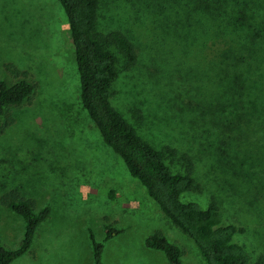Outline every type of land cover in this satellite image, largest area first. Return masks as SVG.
Segmentation results:
<instances>
[{"label": "rangeland", "instance_id": "374dc122", "mask_svg": "<svg viewBox=\"0 0 264 264\" xmlns=\"http://www.w3.org/2000/svg\"><path fill=\"white\" fill-rule=\"evenodd\" d=\"M214 1L210 13L192 0H103L97 27L125 33L139 54L132 69L119 68L114 107L154 148L175 150L165 155L173 172H184L181 155L190 158L198 189L185 198L217 201L238 230L235 241L254 258L264 252V0ZM187 12L208 34L190 46L179 39ZM237 26L248 36L233 33ZM226 39L237 43L233 51ZM230 51L227 65L221 61ZM193 67L209 78L187 74ZM158 78L164 90H156ZM0 80L34 87L28 101L0 117V124L13 119L0 136V197L14 190L36 211L50 208L28 253L12 264H93L88 231L101 241L105 224L122 232L105 243L103 264H167L144 247L154 232L179 247L182 264L201 263L82 110L68 24L56 0H0ZM231 82L235 105L228 102ZM220 106L236 111H226L228 119H250L252 131L238 142L235 130L227 132L221 145L215 126L223 119L213 120ZM23 229L0 204V244L16 249Z\"/></svg>", "mask_w": 264, "mask_h": 264}, {"label": "trees", "instance_id": "16d2710c", "mask_svg": "<svg viewBox=\"0 0 264 264\" xmlns=\"http://www.w3.org/2000/svg\"><path fill=\"white\" fill-rule=\"evenodd\" d=\"M56 1L68 24L78 75L79 103L104 145L121 159L129 175L142 186L160 212L191 241L201 260L200 264H264V252L253 258L244 246L235 241L238 230L224 219L217 201L212 198L206 205H201L185 198L187 194L198 189L190 158L185 154L181 155L185 163L184 172H173L165 162V155L167 151L169 155L174 156L175 150L154 148L114 107L113 87L119 76V68L122 71L132 69L139 61V54L134 42L125 33L119 30L106 33L98 31V14L103 0ZM192 3L195 9L202 8L205 12L211 13L217 8H211L210 0H192ZM223 3L227 4V0H215L213 4ZM192 15L193 13H186V24L179 34V39L187 41V46L196 44L200 41L199 38L208 35L207 31H203V27H198L196 18ZM244 28L245 26H237L232 32L238 34L239 29H243L242 34L238 36H248L249 33ZM225 45L233 51L237 43L226 39ZM232 51L224 55L221 62L228 65V60L234 56ZM195 72H198L197 77L201 79H208L210 76L209 71L200 70L198 67L186 71L187 74ZM162 84V79L158 78L155 89L164 90L165 87H160ZM229 88L231 100L228 102L231 101L232 105H235L239 102V98L236 99L239 96L238 91H234L232 82ZM33 92V85L24 80L12 85L0 80V117L4 116L10 107L23 105ZM220 109L222 111L217 112L213 120L223 119L217 121L215 126L218 137L222 136L224 139L219 140L221 145L227 144V132L231 134L235 130V140L238 142L246 131H252L250 119L240 116L236 122L228 119L225 114L228 110L236 112L235 110L230 106H220ZM136 113L139 114V111ZM12 123L13 119L8 116L6 121L0 124V136ZM230 126L234 128L231 130ZM0 204L20 217L24 224L23 236L16 249L9 250L0 244V264H12L28 253L37 228L50 215V208L45 206L36 211L34 202L21 197L14 190L4 193L0 197ZM121 232L120 229L105 224L103 239L98 241L89 229L88 239L93 264H103L105 243ZM144 247L162 253L167 264H182L179 247L160 232L149 235L144 240Z\"/></svg>", "mask_w": 264, "mask_h": 264}]
</instances>
